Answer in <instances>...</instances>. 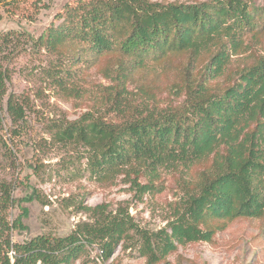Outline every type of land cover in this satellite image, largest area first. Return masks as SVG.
I'll return each mask as SVG.
<instances>
[{
	"label": "trees",
	"instance_id": "16d2710c",
	"mask_svg": "<svg viewBox=\"0 0 264 264\" xmlns=\"http://www.w3.org/2000/svg\"><path fill=\"white\" fill-rule=\"evenodd\" d=\"M262 32L258 0L67 2L28 39L34 54L49 56L43 79L76 99L86 95L87 70L110 83L95 90L93 108L55 124L52 140L81 145L92 176L125 174L141 195L160 191L165 173L185 177L201 165L202 173L195 186L183 182L189 190L175 217L157 231L141 228L128 209L101 203L85 205L93 220L70 234L23 242L13 240L11 230L27 229L28 208L9 221L15 198L12 184L2 183L0 264H71L91 246L103 260L118 247L136 246L147 264H166L180 245L210 242L241 219L259 220L264 238V48L254 47ZM22 36L0 33V102L12 71L6 49L14 43L15 50ZM158 76L167 78L170 106L160 105L152 79ZM100 105L121 118H108ZM7 110L13 121L23 120L26 96L8 94Z\"/></svg>",
	"mask_w": 264,
	"mask_h": 264
},
{
	"label": "rangeland",
	"instance_id": "374dc122",
	"mask_svg": "<svg viewBox=\"0 0 264 264\" xmlns=\"http://www.w3.org/2000/svg\"><path fill=\"white\" fill-rule=\"evenodd\" d=\"M69 1L73 0H3L0 3V33L23 34L21 41L15 43V50L14 43L6 49L13 59L5 65L12 71L7 94L0 102V185L11 183L15 198L8 210V219L13 222L24 206L29 211L23 218L27 229L11 230L17 242L41 234L68 235L79 223L93 220L85 205L101 203L107 204L109 210L126 208L141 228L157 231L175 217L177 207L189 190L183 182L189 180L195 186L202 173V165L187 172L185 177L179 171L165 173L160 180V191L141 195L132 189L131 179L125 174L108 180L92 176L81 145H64L52 140L55 124L77 119L93 108L94 97L98 96L95 90L100 84L110 83L94 69L87 70L83 78L86 95L84 99H76L43 79L41 68L46 66L49 56L34 54L28 39L40 35ZM258 4L264 5V0H258ZM260 44L264 48V32L254 47ZM2 56L0 54V58ZM236 59L239 61L234 66L240 65L239 57ZM152 79L161 107L170 106L174 96L166 90L167 78ZM11 92L26 96V115L18 122L12 120L7 110V96ZM182 99L171 104H178ZM98 108H102L101 112L108 118H121L111 111L105 112L104 106ZM31 195L33 200L24 199ZM260 231L259 220H236L210 242L180 245L166 264H264V238L259 236ZM100 254L97 247H87L71 264H147L146 257L140 255L136 246L118 247L108 260H103Z\"/></svg>",
	"mask_w": 264,
	"mask_h": 264
}]
</instances>
